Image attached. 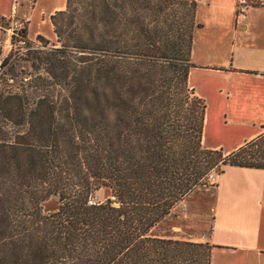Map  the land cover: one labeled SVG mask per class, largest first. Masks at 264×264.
<instances>
[{
	"label": "trees",
	"instance_id": "1",
	"mask_svg": "<svg viewBox=\"0 0 264 264\" xmlns=\"http://www.w3.org/2000/svg\"><path fill=\"white\" fill-rule=\"evenodd\" d=\"M66 1L50 18L60 47L0 91V264H210L214 246L151 232L215 169L264 170V133L203 147L196 0Z\"/></svg>",
	"mask_w": 264,
	"mask_h": 264
},
{
	"label": "crops",
	"instance_id": "2",
	"mask_svg": "<svg viewBox=\"0 0 264 264\" xmlns=\"http://www.w3.org/2000/svg\"><path fill=\"white\" fill-rule=\"evenodd\" d=\"M66 2L36 0L31 11L20 7L17 14L27 23L28 38L49 33L50 17L63 11ZM196 3L195 22L200 28L193 34L194 67L188 86L206 105L203 147L228 155L264 133V9L237 17V0ZM12 10V3L0 6L1 15ZM220 126L236 129L241 137L227 148L212 144ZM223 171L214 186L211 231L196 243L215 247L210 264H264V170Z\"/></svg>",
	"mask_w": 264,
	"mask_h": 264
},
{
	"label": "rangeland",
	"instance_id": "3",
	"mask_svg": "<svg viewBox=\"0 0 264 264\" xmlns=\"http://www.w3.org/2000/svg\"><path fill=\"white\" fill-rule=\"evenodd\" d=\"M12 3V9H15V13L20 7H27L31 11V5L33 2H27L24 0H0V6L9 7ZM55 14V13H54ZM53 14V15H54ZM19 17V15L17 14ZM51 18V17H50ZM24 20V18H23ZM49 25V33L44 32L37 39L41 43V50L35 51V53L26 56L20 61L14 62L11 64L10 72L15 77V85L11 89L16 91V88H19L21 80H27L29 77L34 76L33 67H37L38 64L34 60L36 56H42L43 54L49 53L51 50L58 49L60 45L57 43L55 33L53 32L52 25ZM37 64V65H36ZM35 67V68H36ZM5 89V88H3ZM211 127H209V130ZM218 133H216L215 142L212 144H223L226 148L229 145L235 144L234 139H237L240 136L238 132L233 131L232 127H218ZM236 136V137H233ZM214 137V138H215ZM231 137V138H230ZM216 174V177H215ZM219 174L217 169L211 173L209 179L206 182L205 187H201L192 194L189 198L183 201L172 213V216L169 217L166 222L157 226L152 232V235L173 240L189 241L194 242L202 240L205 237H208L211 231V207L213 201L214 186ZM94 202L105 201L109 199V191L101 190L97 192L93 198H89ZM58 201L56 197H51L41 205L42 213L44 215L52 214L57 210ZM173 216L175 218H173Z\"/></svg>",
	"mask_w": 264,
	"mask_h": 264
},
{
	"label": "built area",
	"instance_id": "4",
	"mask_svg": "<svg viewBox=\"0 0 264 264\" xmlns=\"http://www.w3.org/2000/svg\"><path fill=\"white\" fill-rule=\"evenodd\" d=\"M256 9H264V0H237L236 16L243 17L248 11ZM40 49L38 39L28 38L27 23L17 16L15 9L9 15L0 14V91H10L15 85V77L10 72L11 64ZM94 204L89 199L88 205Z\"/></svg>",
	"mask_w": 264,
	"mask_h": 264
}]
</instances>
